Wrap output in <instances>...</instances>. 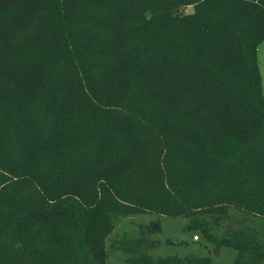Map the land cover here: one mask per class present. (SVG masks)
Returning a JSON list of instances; mask_svg holds the SVG:
<instances>
[{
  "label": "trees",
  "instance_id": "obj_1",
  "mask_svg": "<svg viewBox=\"0 0 264 264\" xmlns=\"http://www.w3.org/2000/svg\"><path fill=\"white\" fill-rule=\"evenodd\" d=\"M134 3L138 18L126 14L123 27L111 0H0V85L22 102L50 82L47 68L25 60L29 51L48 50L53 63L60 25L76 23L83 5L109 15L123 41L111 50L105 82L95 72L82 79L93 124L79 137L55 145L56 128L51 134L36 119L56 104L55 118L70 121L67 93H48L43 110L15 113L9 132V122L0 127V264H107L118 221L145 212L188 219V231L234 249V264H264V0ZM190 5L191 13L180 12ZM41 17L50 34L17 42ZM138 88L143 95L131 108ZM170 171L178 176L167 179ZM12 180L31 190H7ZM232 209L240 219H231ZM250 216L263 220L260 230ZM152 232L124 235L111 249L127 264H211L151 257Z\"/></svg>",
  "mask_w": 264,
  "mask_h": 264
},
{
  "label": "rangeland",
  "instance_id": "obj_2",
  "mask_svg": "<svg viewBox=\"0 0 264 264\" xmlns=\"http://www.w3.org/2000/svg\"><path fill=\"white\" fill-rule=\"evenodd\" d=\"M61 1V0H59ZM113 2L112 14L117 18L121 26L124 27L126 14L128 17L138 18V9L134 0H111ZM59 4V3H58ZM194 5L185 7L180 12L182 14L191 13ZM109 15L96 12L83 5L76 23L61 24L59 32L62 38L60 55L56 60L49 64L48 50H31L25 60L38 62L47 68L50 82L44 86L32 101L25 103L8 86L0 85V127L7 125L10 118L22 110L41 111L43 98L49 93H55L52 98L60 93H67L72 98L65 106L67 113H70V121L56 119L58 107L56 104L47 105L46 118L37 117L41 123L39 126L55 135V128L58 132L55 145H67L74 137H79L82 133L89 130L93 122L90 120L88 106L82 96L81 82L85 74L90 72L97 73L99 80L105 82L110 74L114 62L111 63V50L119 48L123 41L120 36H113L111 30L115 24L108 25ZM148 18L149 26L152 30L153 22ZM51 32V26L46 17H41L35 28L27 35L18 38L17 42L26 44L34 36H47ZM258 64L261 75L262 95L264 99V39L259 48ZM132 80H137L138 76L134 71H130ZM141 82L138 81L137 86ZM62 85V86H61ZM59 86L60 89H59ZM156 92L154 89L149 94ZM142 91L138 88L134 94L135 101L129 103L134 108L138 98L142 96ZM147 96V93L145 94ZM144 96V97H145ZM41 106V107H40ZM120 112H123L121 110ZM100 114V113H99ZM98 114L99 118L100 115ZM100 119H103L100 118ZM12 120V119H11ZM10 122L7 130L9 132ZM53 151V150H52ZM52 153V152H51ZM167 179L175 178L178 174L175 171L165 172ZM3 175L0 172V176ZM5 185L2 186V188ZM7 190H31L27 183L12 180L8 182ZM37 190V189H36ZM13 206L4 210L12 209ZM231 219H240L241 213L232 209L229 213ZM250 224L260 230L263 220L260 217L250 216ZM189 220L183 217H166L145 212L134 216L122 218L115 226L113 233L107 240L108 259L107 264H127L126 257L121 252L111 249V245L124 235L129 238L138 237L142 230L152 228L153 232L146 234L151 241L157 244V249L150 253L153 258L159 257H179L186 258L196 256L198 258H208L211 264H234L237 252L232 248L217 247L209 243L200 233L188 231ZM225 224V223H224ZM156 226V229H153ZM221 235V231L217 232ZM199 240L196 241L195 237Z\"/></svg>",
  "mask_w": 264,
  "mask_h": 264
},
{
  "label": "water",
  "instance_id": "obj_3",
  "mask_svg": "<svg viewBox=\"0 0 264 264\" xmlns=\"http://www.w3.org/2000/svg\"><path fill=\"white\" fill-rule=\"evenodd\" d=\"M153 229H156V226Z\"/></svg>",
  "mask_w": 264,
  "mask_h": 264
},
{
  "label": "built area",
  "instance_id": "obj_4",
  "mask_svg": "<svg viewBox=\"0 0 264 264\" xmlns=\"http://www.w3.org/2000/svg\"><path fill=\"white\" fill-rule=\"evenodd\" d=\"M195 239L197 240V237H195Z\"/></svg>",
  "mask_w": 264,
  "mask_h": 264
}]
</instances>
